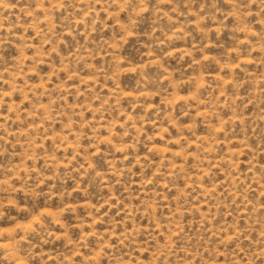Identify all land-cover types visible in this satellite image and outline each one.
Listing matches in <instances>:
<instances>
[{
  "label": "rangeland",
  "instance_id": "rangeland-1",
  "mask_svg": "<svg viewBox=\"0 0 264 264\" xmlns=\"http://www.w3.org/2000/svg\"><path fill=\"white\" fill-rule=\"evenodd\" d=\"M0 213L21 264H264L261 0H0Z\"/></svg>",
  "mask_w": 264,
  "mask_h": 264
},
{
  "label": "clouds",
  "instance_id": "clouds-1",
  "mask_svg": "<svg viewBox=\"0 0 264 264\" xmlns=\"http://www.w3.org/2000/svg\"><path fill=\"white\" fill-rule=\"evenodd\" d=\"M261 6L264 8V0H261ZM21 227L25 229L23 235L19 232ZM28 231H35L31 224L0 230V264H21L20 253L24 251V245L27 243L28 251L31 250V241L27 239ZM261 255L264 256V252ZM253 258L255 259V254H253Z\"/></svg>",
  "mask_w": 264,
  "mask_h": 264
}]
</instances>
